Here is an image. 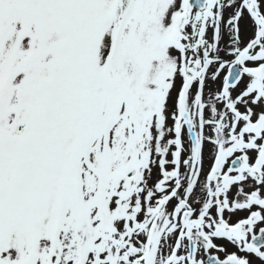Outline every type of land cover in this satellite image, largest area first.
I'll list each match as a JSON object with an SVG mask.
<instances>
[{"label":"snow or ice","instance_id":"6c2138e0","mask_svg":"<svg viewBox=\"0 0 264 264\" xmlns=\"http://www.w3.org/2000/svg\"><path fill=\"white\" fill-rule=\"evenodd\" d=\"M0 264H264V0H0Z\"/></svg>","mask_w":264,"mask_h":264},{"label":"rangeland","instance_id":"374dc122","mask_svg":"<svg viewBox=\"0 0 264 264\" xmlns=\"http://www.w3.org/2000/svg\"><path fill=\"white\" fill-rule=\"evenodd\" d=\"M228 15V13L227 12H225V16H227ZM245 23H246V26L248 27L249 26V24H250V21H248L247 20V18L245 19ZM249 33V34H248ZM247 34H242L241 36H242V39H247L250 35H251V32H248ZM225 39H226V37H225ZM208 153H206V155H205V164L208 162V160H206L207 158H208V155H207ZM154 179L156 178L155 177V170H154V177H153ZM246 215V213L244 212V213H238L237 215H236V218L237 217H243V216H245Z\"/></svg>","mask_w":264,"mask_h":264},{"label":"bare ground","instance_id":"6f19581e","mask_svg":"<svg viewBox=\"0 0 264 264\" xmlns=\"http://www.w3.org/2000/svg\"><path fill=\"white\" fill-rule=\"evenodd\" d=\"M245 21H242V30H247L248 32L250 31L248 28H247V26H246V24L244 23Z\"/></svg>","mask_w":264,"mask_h":264},{"label":"flooded vegetation","instance_id":"af4514ba","mask_svg":"<svg viewBox=\"0 0 264 264\" xmlns=\"http://www.w3.org/2000/svg\"><path fill=\"white\" fill-rule=\"evenodd\" d=\"M208 150H209V149H208V146H206V148H205V155H206V153H208ZM229 250H230V251H234L235 249H230V248H229Z\"/></svg>","mask_w":264,"mask_h":264}]
</instances>
